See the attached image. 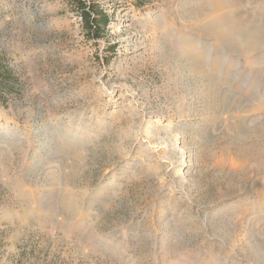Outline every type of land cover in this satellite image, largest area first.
Here are the masks:
<instances>
[{
	"label": "rangeland",
	"instance_id": "obj_1",
	"mask_svg": "<svg viewBox=\"0 0 264 264\" xmlns=\"http://www.w3.org/2000/svg\"><path fill=\"white\" fill-rule=\"evenodd\" d=\"M88 4L97 39L67 0H0V264H263L264 42L203 30L216 0Z\"/></svg>",
	"mask_w": 264,
	"mask_h": 264
},
{
	"label": "bare ground",
	"instance_id": "obj_2",
	"mask_svg": "<svg viewBox=\"0 0 264 264\" xmlns=\"http://www.w3.org/2000/svg\"><path fill=\"white\" fill-rule=\"evenodd\" d=\"M218 3V8H215L216 5H214L215 10L213 12H215L216 10H218L219 8L224 9V16L222 17V19L218 18L216 16V14H212L210 15L209 19L210 21L207 23L206 27H204L203 30H207L208 32L213 33L214 35V39L215 40H222L220 42H222L225 46H228L229 49L236 47V45L240 44L241 41L245 40V42H247V45H245L244 47H246L243 51V55L244 57H247L248 59H250L252 62L255 61L257 58V56L255 55V53H251L255 50L256 46L258 45V43L260 41L264 42V32L261 31L260 29H256L254 26H258V24L256 23H260L258 22H254V21H249L246 19L242 20L239 19L237 17V15L232 16V12L226 14L227 12V7H226V3L225 0H216ZM233 2V0H231ZM235 2V1H234ZM233 2L235 9H237L236 4ZM221 9V10H222ZM231 9V8H230ZM234 9V11H235ZM226 10V12H225ZM230 11V10H229ZM228 11V12H229ZM222 12V11H221ZM219 13V12H217ZM223 13V12H222ZM241 22H247L246 24H240ZM255 24V25H254ZM261 25H263L264 27V22L260 23ZM254 25V26H253ZM201 30V29H200ZM201 30V31H203ZM198 41V40H197ZM197 43V42H196ZM200 45V44H199ZM197 47V46H196ZM205 49V48H204ZM204 51V50H203ZM188 54V53H187ZM195 54V53H194ZM199 55V54H197ZM249 56V57H248ZM207 57V56H206ZM225 63V61H222ZM196 70L200 73L201 78L205 77L206 75L204 74L203 71H201V69L199 70V66L197 64V62H195L194 60L191 59V62ZM200 63V62H199ZM200 65V64H199ZM216 84V83H215ZM220 86H215V88L219 89ZM210 89V88H209ZM253 123V121H248L247 124H251ZM240 125V124H239ZM241 127V126H238ZM7 127H2L0 129V138H4V131L6 130ZM5 129V130H4ZM83 144V143H82ZM249 246V245H248ZM253 246V245H252ZM257 247V246H256ZM260 248V247H259ZM248 249V248H247ZM246 249V250H247ZM249 251V250H248ZM259 251V250H258ZM251 253V252H250ZM259 253V252H258ZM262 254V253H261ZM259 262H261L260 258H258ZM261 259H264V256H262ZM256 260V259H255ZM257 262V261H256ZM248 263V262H247ZM232 264V263H231ZM242 264V263H241ZM264 264V263H263Z\"/></svg>",
	"mask_w": 264,
	"mask_h": 264
},
{
	"label": "trees",
	"instance_id": "obj_3",
	"mask_svg": "<svg viewBox=\"0 0 264 264\" xmlns=\"http://www.w3.org/2000/svg\"><path fill=\"white\" fill-rule=\"evenodd\" d=\"M87 0H67L68 4L79 11V19L87 33L92 39L100 37L102 27L108 22L107 16L96 10L93 4L86 5ZM9 72L6 67L2 66L0 62V81L4 87L8 86Z\"/></svg>",
	"mask_w": 264,
	"mask_h": 264
}]
</instances>
